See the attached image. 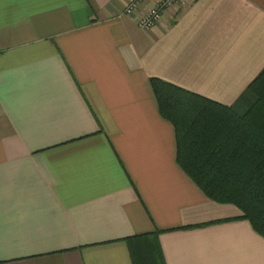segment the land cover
<instances>
[{
    "label": "crops",
    "instance_id": "0c3cea01",
    "mask_svg": "<svg viewBox=\"0 0 264 264\" xmlns=\"http://www.w3.org/2000/svg\"><path fill=\"white\" fill-rule=\"evenodd\" d=\"M0 0V264H264V237L177 162L151 78L237 112L264 69V0Z\"/></svg>",
    "mask_w": 264,
    "mask_h": 264
},
{
    "label": "trees",
    "instance_id": "16d2710c",
    "mask_svg": "<svg viewBox=\"0 0 264 264\" xmlns=\"http://www.w3.org/2000/svg\"><path fill=\"white\" fill-rule=\"evenodd\" d=\"M161 115L175 129L177 162L218 203L236 205L264 237V69L245 112L151 78ZM134 264H166L158 234L127 239Z\"/></svg>",
    "mask_w": 264,
    "mask_h": 264
},
{
    "label": "built area",
    "instance_id": "2783aa9c",
    "mask_svg": "<svg viewBox=\"0 0 264 264\" xmlns=\"http://www.w3.org/2000/svg\"><path fill=\"white\" fill-rule=\"evenodd\" d=\"M180 1L181 0H155L145 16L143 15L141 18L139 22L140 26L145 29L153 27L161 19L162 14L166 9L174 7L179 4ZM140 2L141 0L133 1L126 7L125 13H133Z\"/></svg>",
    "mask_w": 264,
    "mask_h": 264
},
{
    "label": "rangeland",
    "instance_id": "374dc122",
    "mask_svg": "<svg viewBox=\"0 0 264 264\" xmlns=\"http://www.w3.org/2000/svg\"><path fill=\"white\" fill-rule=\"evenodd\" d=\"M239 208V207H238ZM240 209V208H239ZM240 211L242 212V210L240 209ZM242 214H243V212H242ZM244 215V214H243Z\"/></svg>",
    "mask_w": 264,
    "mask_h": 264
}]
</instances>
